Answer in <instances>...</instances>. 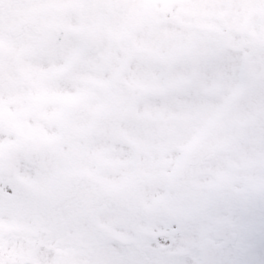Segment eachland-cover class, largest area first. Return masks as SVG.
Segmentation results:
<instances>
[{"label": "snow or ice", "instance_id": "1", "mask_svg": "<svg viewBox=\"0 0 264 264\" xmlns=\"http://www.w3.org/2000/svg\"><path fill=\"white\" fill-rule=\"evenodd\" d=\"M0 264H264V0H0Z\"/></svg>", "mask_w": 264, "mask_h": 264}]
</instances>
